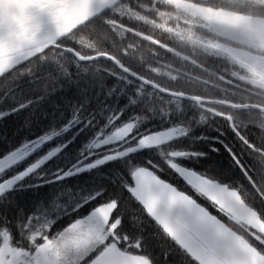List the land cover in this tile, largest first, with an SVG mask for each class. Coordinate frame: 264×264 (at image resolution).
<instances>
[{"label":"snow or ice","instance_id":"1","mask_svg":"<svg viewBox=\"0 0 264 264\" xmlns=\"http://www.w3.org/2000/svg\"><path fill=\"white\" fill-rule=\"evenodd\" d=\"M19 87V102L13 96L5 107L9 98L0 96V122L27 113L24 127L32 130V117L50 93L37 81ZM64 104L68 111L54 105L46 131L18 143L0 135V264H157L148 250L147 227L153 238L168 243L165 264L173 255L178 264H264V209L250 206L241 188L188 166L223 149L248 181L244 192L256 202L264 200V162L246 163L235 142H225L222 129L214 136L193 135L194 119L168 114L139 120L132 105L105 116L88 111L87 97ZM185 139L209 147L198 150L183 144ZM29 192L42 193L43 199L25 213L18 197ZM197 197L218 212L223 205L237 218L255 213L260 224L249 227L246 242L229 239L224 222ZM49 206L51 216L37 215ZM65 217L69 222L62 224Z\"/></svg>","mask_w":264,"mask_h":264},{"label":"trees","instance_id":"2","mask_svg":"<svg viewBox=\"0 0 264 264\" xmlns=\"http://www.w3.org/2000/svg\"><path fill=\"white\" fill-rule=\"evenodd\" d=\"M185 1L210 9H220L241 16L264 19V5L252 1L239 4L225 0ZM137 3L146 4L147 0H123L119 5H128L131 13L138 16L143 15L147 21L113 13L114 8H112L75 30L61 40L59 45L70 47L82 56L107 53L131 71L171 91L205 99L226 100L235 104L253 103L264 106V90L231 76V73L239 68L236 64L228 62L225 58L210 55L176 38L169 32L155 28L152 26L155 21L154 13L142 10ZM153 6L159 11L174 9L169 4L155 3ZM128 30L144 34L164 45L166 49L152 46L136 38ZM160 69L166 70L168 75L161 74ZM32 81L45 84L50 96L42 108L36 109L31 120L32 130L24 127L27 113L0 122V135H6L13 143H18L25 136L31 137L46 131V125L51 123L50 114L54 105L60 104L63 111H68V107L64 104L65 99L76 103L87 97L89 99L88 111L96 110L98 114L103 111L105 116L111 115L113 111L118 115L120 109L132 105L130 111L138 113L139 120L153 117L159 119L161 115L167 117L168 114L187 117L188 121L194 119L196 124L193 125V135L196 136L218 135L216 128L222 129L226 133L223 137L225 142L230 144L235 142L237 153L243 152L242 159L246 163H249L248 158L264 162L261 155L249 148L252 146L254 150L264 154L263 114L254 111L233 112L221 107H210L231 117L234 129L245 141L246 146L233 134L226 120L200 110L194 103L162 96L121 74L109 62L98 60L78 63L70 54L54 48L0 78V96L9 98L4 106H10L13 96L19 102L21 92L19 86ZM24 95H30L27 89H24ZM45 112L49 113L47 119L43 115ZM98 119L102 117L98 115ZM17 129H19V134H16ZM182 143L198 150L209 147L205 143L191 145L187 139ZM188 166L195 167L198 171L223 183L241 188L250 206H254L258 211L264 209V200L253 202L248 198V194L242 187L243 185L246 187L248 181L244 179L239 169L233 166V161L223 149L220 154H211L208 160L189 163ZM164 178L191 193V189L173 175L166 174ZM261 187H264V182L261 183ZM38 199H43L42 193H22L19 194L18 203L25 213H29L34 211V205ZM197 199L212 214L217 215L224 222L223 225L230 228V231L246 240L249 232L243 225L235 222L222 211L218 212L215 206L205 199L199 197ZM51 211L50 206L42 209V212L49 216H51ZM42 212H37V214ZM9 218L14 220L15 213L10 211ZM258 219L260 220V217ZM68 222V218L65 217L62 224ZM55 231L56 229H53V234ZM152 231L151 227L145 229V235L148 237V250L154 258H157V264H165L163 253L168 248V243L162 239L153 238ZM132 252L143 254L137 253L134 249ZM178 261L179 257L173 255L168 258L167 264H178Z\"/></svg>","mask_w":264,"mask_h":264},{"label":"water","instance_id":"3","mask_svg":"<svg viewBox=\"0 0 264 264\" xmlns=\"http://www.w3.org/2000/svg\"><path fill=\"white\" fill-rule=\"evenodd\" d=\"M122 1L0 0V78L54 48L70 54L78 63H90L98 60L109 62L121 74L162 96L194 103L200 110L226 120L229 128L237 137L239 134L233 127L231 117L210 107H221L233 112L254 111L264 115V106L253 103L235 104L226 100L205 99L183 92L171 91L131 71L107 53L82 56L70 47L59 45L61 40L75 30L111 10ZM128 31L152 46L166 49L164 45L144 34L133 30ZM239 140L247 146L241 137ZM249 148L264 158L261 151L254 150L252 146Z\"/></svg>","mask_w":264,"mask_h":264},{"label":"rangeland","instance_id":"4","mask_svg":"<svg viewBox=\"0 0 264 264\" xmlns=\"http://www.w3.org/2000/svg\"><path fill=\"white\" fill-rule=\"evenodd\" d=\"M225 1L234 4L252 1L264 5V0ZM155 3L169 4L174 9L159 11L153 6ZM137 4L142 10L154 13L155 21L152 26L173 34L176 38L201 51L215 57L225 58L228 62L236 64L239 68L231 73L233 78L264 90V19L241 16L220 9H210L185 0H147L146 4ZM127 6L118 4L114 7L113 13L146 20L143 15L139 14L138 16L131 13V9ZM160 70L161 74L168 75L166 70ZM214 206L216 207V205ZM219 207L224 214L243 225L248 232L250 226L260 224L255 213L237 218L230 214L223 205ZM229 229L225 225L222 226L225 236L238 242H246L245 239Z\"/></svg>","mask_w":264,"mask_h":264}]
</instances>
